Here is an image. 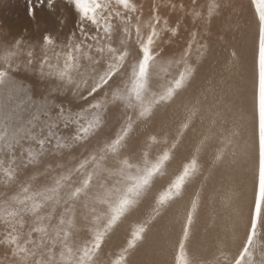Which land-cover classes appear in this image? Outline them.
I'll return each mask as SVG.
<instances>
[{"label": "snow or ice", "instance_id": "snow-or-ice-1", "mask_svg": "<svg viewBox=\"0 0 264 264\" xmlns=\"http://www.w3.org/2000/svg\"><path fill=\"white\" fill-rule=\"evenodd\" d=\"M59 2L0 27V264H264V0ZM245 9L219 88L208 37Z\"/></svg>", "mask_w": 264, "mask_h": 264}, {"label": "rangeland", "instance_id": "rangeland-1", "mask_svg": "<svg viewBox=\"0 0 264 264\" xmlns=\"http://www.w3.org/2000/svg\"><path fill=\"white\" fill-rule=\"evenodd\" d=\"M237 3L246 5L247 0H237ZM57 7H63L59 0ZM249 16L250 13L246 9L235 13L231 10H225L214 20L211 35L208 37L209 51L200 68L202 80L214 79L219 88L225 87L227 89L229 85H239L242 87L240 89H243L245 84L243 71L229 75L225 71V65L233 48L242 57L245 56V45L248 38V29L245 21ZM37 18L41 21H47L50 26H54L52 17L45 10L38 9ZM0 27L10 30L13 35L23 33L25 29L31 32L33 22L27 13V0H0ZM188 27L191 28L190 21L188 22ZM220 37H223V39H220ZM185 38L186 33H182L181 39L177 44L173 45V49L179 50V45L183 44ZM217 74L218 76L216 77L215 75ZM221 78L224 79L222 83ZM225 79L230 84L225 86L227 82Z\"/></svg>", "mask_w": 264, "mask_h": 264}, {"label": "bare ground", "instance_id": "bare-ground-1", "mask_svg": "<svg viewBox=\"0 0 264 264\" xmlns=\"http://www.w3.org/2000/svg\"><path fill=\"white\" fill-rule=\"evenodd\" d=\"M230 75V74H229ZM212 76V75H211ZM216 77L218 76V74L217 75H215ZM215 76H212V77H214V78H216ZM227 76H228V74H227ZM228 77H230V76H228ZM232 79V78H231ZM224 80V79H223ZM226 80V79H225ZM228 80H230L229 78H228ZM228 80H226L227 82L225 83V86L226 85H228V84H230V82L228 81ZM234 81V80H233ZM231 86H234V85H231ZM234 87H236V88H242V87H240L239 85L238 86H234ZM221 88H223V87H221ZM224 89H225V87H224ZM239 179V178H238ZM213 187H216V188H219V177H217L216 178V180H214V181H212L211 183H210V185H209V188H208V192L206 193V195H210L211 194V192H212V188ZM211 207H212V205H211V201H208L207 202V208H208V210L210 211L211 210ZM216 209H217V212L219 213V218H218V220H217V225H216V227L215 228H209V230H208V232L205 234L204 232H203V229H202V231H201V239H203L204 240V242L206 243V244H211L212 243V240H213V238L215 237V235L223 228V226H224V224H225V220H226V214L223 212V210L220 208V206H219V203L217 202V204H216ZM207 222V218L205 217V219H204V221H202V224L203 223H206Z\"/></svg>", "mask_w": 264, "mask_h": 264}]
</instances>
